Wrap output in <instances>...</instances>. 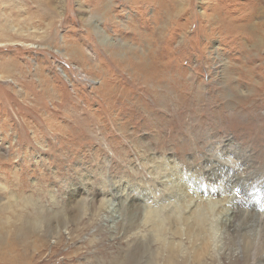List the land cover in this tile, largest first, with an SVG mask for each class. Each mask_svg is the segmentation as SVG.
I'll list each match as a JSON object with an SVG mask.
<instances>
[{
  "label": "rangeland",
  "instance_id": "1",
  "mask_svg": "<svg viewBox=\"0 0 264 264\" xmlns=\"http://www.w3.org/2000/svg\"><path fill=\"white\" fill-rule=\"evenodd\" d=\"M231 152L264 180V0H0V264H159L131 219L171 166L223 210L204 263L264 264Z\"/></svg>",
  "mask_w": 264,
  "mask_h": 264
},
{
  "label": "bare ground",
  "instance_id": "2",
  "mask_svg": "<svg viewBox=\"0 0 264 264\" xmlns=\"http://www.w3.org/2000/svg\"><path fill=\"white\" fill-rule=\"evenodd\" d=\"M142 63H143V61H142ZM145 63H146V66H141V63L137 64V66H136L134 62H130L127 60V65H134V67L136 69L135 73L140 72L142 67L148 66L150 68L154 62L148 59V60H145ZM135 69H133V70H135ZM169 70L164 71L165 72V73L163 72L164 75L168 74ZM155 79H156V82H155ZM145 80H146V84H148L150 82H155L156 83L155 87L156 88L159 87L160 81L158 79V82H157L156 76H153V75H151V77L146 76ZM166 85L167 84H165V86ZM165 89L166 90H164L163 92L168 94L170 91L169 87L168 88L165 87ZM156 93H157V91L152 94V97L154 100H155ZM162 94L163 93L157 94L156 99L157 100L159 99L161 101L162 100ZM166 100L167 99L165 96V102H166ZM186 101H187V99H186ZM229 145H230V143H228V145H227L228 148H229ZM148 148H149V145H148ZM221 151H222L221 153H223L222 154L223 156H224V153L225 154L227 153L225 149H223ZM230 154L234 155V152H231ZM236 155H237V153H236ZM236 155H234L233 158ZM220 158H218V156H217L215 158V160L218 162H221L222 159H220ZM249 160H250L249 155L247 153L241 152L240 158L237 157L236 160L235 159L233 160V162L235 163L233 170L231 168H229V169H226V171H225V173L228 174L231 179L236 177L235 170H237V169L239 170L238 171L239 173L243 172L241 174H244L242 177L236 178L238 181H244V182H242L241 184H238V185L236 184L233 186L238 191V194H235V198H234L235 199L234 201H236L234 203L235 207H233V210L230 214L231 217H229L230 220H229L228 225H229V228L231 230H235L241 225V222H240V220H241L240 216L241 215H239L240 212H238V209H236V208H239V206H240L239 205L241 203L239 200L240 198H241L242 202H244L245 206H248L251 203L256 202V204L260 205V208L264 210V194H261V193H264V180H261L262 178L257 179V177L253 176V175L250 176L251 172H253V171L247 172L249 175H247L246 172L244 173V170L245 171L247 169L249 170V168L253 165ZM167 161L168 160H164V164L169 166ZM164 164H161V166H163ZM244 165H246L244 167L245 169L243 168ZM231 167H233V166H231ZM174 168L175 167L171 166V167H168L167 169H164L165 171L160 172V173H162V175L160 174L162 177L161 178L162 181H161V183H159L161 185L160 188H158L159 184H156L153 188H151V191L148 194L150 199L152 201L154 200V202L149 205V208H147V211L143 216H142V212L140 211V208H139V211H140L139 213H138V208L134 209V211H137L138 218H140V220H142V218H143V220L137 221L134 217H132L131 225L134 227H139L140 222L142 225H144L142 223V222H144L145 224H147L150 227V230H151L150 233L152 235H148V236H153L154 238L157 237V247L158 248L156 247L157 252L153 253V255L157 256L155 258L157 259L158 262H160L159 264H161V263L162 264H205L204 263V256H207L210 253L209 247L213 246L215 243L214 239H215L216 223L218 221L220 214L223 213V210H218L216 212V204L211 205L210 203H207L204 206H201L200 204L197 206L192 205L191 202H193L194 199H198V196H200L201 193L200 194L197 193L196 195H193L195 191L194 190L192 191V189L189 187L190 184H192V182L191 183L187 182L186 178L184 177L185 175L180 174L181 171L179 172V170L177 168H175V169ZM156 169H157V167H156ZM221 169H223V168H221ZM241 170H243V171H241ZM250 170H251V168H250ZM232 171H233V173H232ZM155 173H156V171H155ZM224 177L225 178L227 177V179H228L227 175ZM210 180L213 183L216 182L214 176H212L210 178ZM206 181L208 183V180H206ZM153 185H154V183L151 184V186H153ZM256 188L258 190H257V192H254ZM162 191L165 192V195L161 194V195H164L161 198V196H159V192H162ZM188 198H189V200H188ZM201 198H203V197L201 196ZM11 199L12 200L9 203V205L11 207L19 205V200L17 202H15V199H13V198H11ZM183 204H186L190 207H188V209H187L186 207H183ZM252 206L249 209H251V210H252V208L255 209V207H252ZM96 208H97V206H96ZM186 209H187V211H186ZM249 212H250V210H249ZM256 212H258V211H256ZM171 228L173 230L174 237L185 235L188 238H192L194 240L192 243L194 250L190 252L189 249H186V247L182 245L181 240H179L178 242H174V240L172 241L169 237V236H171V234H170ZM148 238H146V239H148ZM149 239H151V238H149ZM196 241H199L200 243L196 242ZM196 246H198V247H196ZM184 250H186V251H184ZM150 251H151V249H150ZM152 251H153V249H152ZM190 260H191V263H188ZM115 264H117V263H115ZM118 264H120V263H118ZM124 264H131V263H129V261L127 259V262L125 261ZM133 264H135V263L133 262ZM148 264H157V263L150 262Z\"/></svg>",
  "mask_w": 264,
  "mask_h": 264
}]
</instances>
